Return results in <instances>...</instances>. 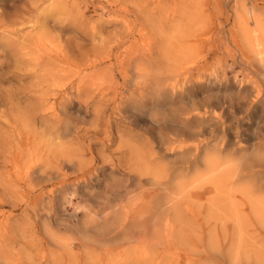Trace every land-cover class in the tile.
Returning <instances> with one entry per match:
<instances>
[{
	"label": "rangeland",
	"instance_id": "obj_1",
	"mask_svg": "<svg viewBox=\"0 0 264 264\" xmlns=\"http://www.w3.org/2000/svg\"><path fill=\"white\" fill-rule=\"evenodd\" d=\"M263 179L264 0H0V264H264Z\"/></svg>",
	"mask_w": 264,
	"mask_h": 264
},
{
	"label": "bare ground",
	"instance_id": "obj_2",
	"mask_svg": "<svg viewBox=\"0 0 264 264\" xmlns=\"http://www.w3.org/2000/svg\"><path fill=\"white\" fill-rule=\"evenodd\" d=\"M219 102H220V101H219ZM225 149H226V148H225ZM226 151H227V150H226ZM211 157H212V156H211ZM262 157H263V156H262ZM250 158H251V157H250ZM250 158H249V159H250ZM214 160H215V159H214ZM214 160H213V161H214ZM233 161H234V160H233ZM237 161H238V160H237ZM246 161H247V160H246ZM215 162H216V161H215ZM250 162H251V161H250ZM230 163H231V162H230ZM242 164H243V163H242ZM242 164H241V165H242ZM224 166H225V164H224ZM211 169H212V168H211ZM234 169H235V168H234ZM257 178H258V177H257ZM257 178H256V179H257ZM263 180H264V179H263ZM256 181H257V180H256ZM256 181H255V183H256ZM260 183H262V182H260ZM262 188H263V186H262ZM260 189H261V188H260ZM263 196H264V195H263Z\"/></svg>",
	"mask_w": 264,
	"mask_h": 264
}]
</instances>
